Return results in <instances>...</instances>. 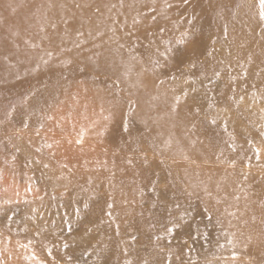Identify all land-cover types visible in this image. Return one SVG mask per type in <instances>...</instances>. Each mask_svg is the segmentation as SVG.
Here are the masks:
<instances>
[{"label":"rangeland","instance_id":"374dc122","mask_svg":"<svg viewBox=\"0 0 264 264\" xmlns=\"http://www.w3.org/2000/svg\"><path fill=\"white\" fill-rule=\"evenodd\" d=\"M109 1L0 0V264H264L260 0Z\"/></svg>","mask_w":264,"mask_h":264},{"label":"bare ground","instance_id":"6f19581e","mask_svg":"<svg viewBox=\"0 0 264 264\" xmlns=\"http://www.w3.org/2000/svg\"><path fill=\"white\" fill-rule=\"evenodd\" d=\"M70 1H76V0H68V4ZM96 6L101 9V14L104 15L105 17L108 15L109 13V18L108 19H111L110 18V12L116 14L118 13V9H119V3L115 4L116 2L115 1H109V0H94ZM110 5V6H108ZM126 8V5L123 6V9ZM53 10H57V8H53ZM110 11V12H109ZM70 17V16H69ZM108 19H104V20H101L100 21H97L95 18H93V20L91 19V25L90 26V29H89V32L91 31H97L98 29H100L101 31H104L106 30V28L110 27V23L109 21H107ZM96 22V24H95ZM66 29H63V31L65 32ZM60 31H58L55 35L59 34ZM36 38V37H35ZM35 40L32 39V42H34ZM51 43L56 46V45H59L60 43L62 44H65L66 45V42L65 41H60V39H57V38H53L51 40Z\"/></svg>","mask_w":264,"mask_h":264},{"label":"snow or ice","instance_id":"6c2138e0","mask_svg":"<svg viewBox=\"0 0 264 264\" xmlns=\"http://www.w3.org/2000/svg\"><path fill=\"white\" fill-rule=\"evenodd\" d=\"M261 8L264 9V0H260ZM262 18H264V11L261 13Z\"/></svg>","mask_w":264,"mask_h":264}]
</instances>
